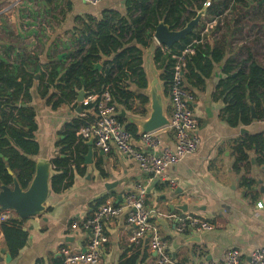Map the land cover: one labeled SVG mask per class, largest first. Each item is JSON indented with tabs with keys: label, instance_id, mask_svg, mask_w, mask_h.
I'll return each instance as SVG.
<instances>
[{
	"label": "crops",
	"instance_id": "0c3cea01",
	"mask_svg": "<svg viewBox=\"0 0 264 264\" xmlns=\"http://www.w3.org/2000/svg\"><path fill=\"white\" fill-rule=\"evenodd\" d=\"M127 1L102 0L97 7H92L82 0H0V6L9 4L0 8V62L15 70L19 81L26 79L32 85L30 106L36 115L38 129L34 137L39 144L36 162L48 161L51 176L55 172L52 160L61 156L63 148L58 144L66 139L65 127L73 119L82 117L83 103H78L77 98L75 103L79 106L66 103L55 110L49 98L57 91L51 87L44 94L48 80L45 78L41 81V74H48L53 62L62 61L72 54V32L77 17L90 15L98 19L105 11H117L125 16ZM260 11L262 15H259ZM246 12L243 8L236 14L231 13L220 44L215 45L217 41L208 43L210 46L222 44L227 48L223 62L215 64L211 79H206L203 87L189 85L195 97L192 110L202 139L199 153L170 167L162 179H150L132 159L116 152L104 154L95 146L92 148V164L86 165L90 139L80 140L87 146L81 166L83 173L75 172V183L68 190L59 194L50 192L45 212L24 219L22 229L28 233V240L16 258L11 256L10 262L3 254L4 250L9 253L10 250L2 231L3 222H0V264H55L58 259L63 260V248L84 252L87 234L81 228L74 227L90 217L100 200L106 198V201L119 204L127 192L138 186L148 189L146 200L152 212V221L160 226L173 258L185 264H225L226 252L237 248L241 252V264H249L252 252L264 247V155L252 147L247 150V160L240 161L236 147L245 142L248 136L264 133V120L258 119L255 114L254 122L245 125L236 117L238 113L235 109L227 111L236 105L235 94L229 92L232 83L222 88L224 95L217 91L220 81L227 78L224 69L228 62L235 68L248 59L250 52H254L255 58L264 65V0L263 6L253 11L255 21L250 11L245 15ZM201 25L200 22L196 29H200ZM250 33L255 34L254 40L243 45L244 37ZM66 46L71 49L66 51ZM159 46L155 41L145 57L148 84L154 76L161 78V71L153 63L154 51ZM33 61L40 67L39 72H36L37 65ZM236 75L237 68L233 78ZM160 85L164 90L163 82L160 81ZM149 90L148 86L145 91L148 98ZM165 105L170 118L171 100L166 95ZM148 106L145 107V115L138 111L142 108L139 103L136 107L140 109H136V112H125L127 124L135 125L147 120L150 113ZM78 109L81 111L78 112ZM231 118L236 119V125L229 123ZM155 135L163 147H174V133L168 128ZM140 138L138 131V138L134 139L137 148L142 147ZM4 161L8 175L13 180L17 179L8 160ZM245 180L254 182L252 189H246ZM171 181L176 183L175 188L171 187ZM258 204H262V208ZM186 217L209 221L215 229L200 234L187 232L180 235L176 232V223L178 219ZM106 234L108 241L102 248V264H120L125 256L131 258L135 254L144 256L145 253L148 259L142 264L152 261L153 254L148 249L147 241L140 244L131 242L132 228L127 225L125 214L106 223ZM191 239L196 241L186 242Z\"/></svg>",
	"mask_w": 264,
	"mask_h": 264
},
{
	"label": "trees",
	"instance_id": "16d2710c",
	"mask_svg": "<svg viewBox=\"0 0 264 264\" xmlns=\"http://www.w3.org/2000/svg\"><path fill=\"white\" fill-rule=\"evenodd\" d=\"M207 1L128 0L125 16L117 11H105L98 19L90 15L77 17L76 27L72 32V54L67 55L62 61L53 62L48 74H41V81L45 78L48 80V85L44 86V94L51 87L57 91L49 98V102L54 103L53 108L57 110L66 103H75L80 91H84L88 96H100L108 90L111 105L117 111L136 112V109L142 107L138 111L145 115V107L149 105V98L145 94L148 88L145 57L154 46L156 27L164 22L171 31L184 29L205 9ZM7 5L9 4H3L0 8L3 9ZM259 6H263V0H211L210 8L205 9L204 18L210 21L230 11L224 18L226 27L230 14H236V11L245 8L247 11L245 15L250 11L251 18L255 21L256 15L253 11ZM262 13L260 11L259 15ZM198 30L195 29L170 51L165 46H159L154 51V63L161 71L166 96H169L173 67L176 64L174 56L193 40H200ZM223 33L215 45L220 44L224 37ZM214 46L208 43L198 44L194 47L195 54L188 57L184 87L191 94L193 93L189 85L205 86L206 79H211L215 64H220L225 59L226 46L222 44ZM70 49V46H66V51ZM255 56L254 52H250L248 59L235 68L228 62L224 69L227 78L220 81L217 87L220 95H224L225 90L222 88L225 84L232 83L229 92L235 94L236 105L227 111L232 112L235 109L238 113L236 117L245 125L254 122L251 108L258 119L264 120V65ZM33 63L37 65L36 61ZM97 64L102 66L100 71L95 70ZM236 68L237 75L233 78ZM39 71L40 67L37 65L36 72ZM16 74L17 72L14 69L10 70L5 62H0V155H3V158H0V185L13 186V178L8 175L4 161L7 159L20 187L27 190L35 175L36 157L39 154V144L34 137L38 127L35 112L30 106L32 85L26 79L19 81ZM137 103L140 108L136 107ZM98 105L97 100L88 106H81L86 116L73 119L66 125V139L58 144L63 146L61 156L52 160L55 167L50 179L52 194H59L71 188L75 183V172L83 173L81 166L84 164L87 146L78 139L77 133L94 123ZM77 106L79 105L75 103L74 107ZM119 120L126 124L134 139L138 138L136 125H127L125 119ZM229 123L236 125V119H229ZM252 147L264 155V133L248 136L245 142L236 147L240 161L247 160V150ZM253 186V181L245 180L246 189H252ZM105 202L106 198L100 200L98 206ZM15 217L16 219L12 218L2 224L12 258L20 254L28 240V233L22 229L25 221L18 219L16 214ZM147 259L146 253L144 256L135 254L131 258L123 257L120 264H142ZM55 264H63V260L58 259Z\"/></svg>",
	"mask_w": 264,
	"mask_h": 264
},
{
	"label": "built area",
	"instance_id": "2783aa9c",
	"mask_svg": "<svg viewBox=\"0 0 264 264\" xmlns=\"http://www.w3.org/2000/svg\"><path fill=\"white\" fill-rule=\"evenodd\" d=\"M82 1L92 7H97L102 2V0ZM210 6L211 1L208 0L205 9ZM229 12L216 16L210 21L204 18L198 30L200 40H193L177 56H174L176 64L173 67V78L169 86L172 114L168 127L174 133L173 148L163 147L155 133L141 135L142 147H135L132 133L127 129L126 124L118 119L121 112L111 105V95L108 90L100 96L85 98L83 106L99 101L98 113L94 123L80 129L77 133L78 139L89 140L93 137L97 150L104 154L116 152L132 159L138 165L139 170L150 179H162L170 167L177 166L197 155L202 139L198 134L197 120L192 110L195 97L184 87V73L188 57L195 54L196 45L220 39L225 30L224 18ZM254 38V33L248 34L242 41L243 45H248ZM85 116L83 114L82 118ZM171 187H176L174 181H171ZM147 195V187L138 186L135 190L127 192L119 204L108 200L97 206L88 219L74 227V229L81 228L87 234L85 251L73 252L68 248H63L61 250L63 264H102V248L108 241L106 223L122 214L126 215V223L132 228L131 242L140 244L142 241H147L148 249L153 254L149 264H185L172 257L160 226L152 221V212L146 200ZM257 206L262 208V204ZM14 215L12 211L3 212L0 214V222H7L14 218ZM214 229L211 222L198 217L180 218L176 223V232L180 235L187 232L200 234L211 232ZM224 263L241 264L240 250L229 249L224 256ZM249 264H264V247L252 252Z\"/></svg>",
	"mask_w": 264,
	"mask_h": 264
},
{
	"label": "water",
	"instance_id": "95a60500",
	"mask_svg": "<svg viewBox=\"0 0 264 264\" xmlns=\"http://www.w3.org/2000/svg\"><path fill=\"white\" fill-rule=\"evenodd\" d=\"M206 10L204 9L199 15L192 20L187 26L179 31H171L170 27L164 22H161L155 30L154 39L160 46H165L169 51L172 48L185 40L190 36L196 28L200 25L201 20L205 17ZM154 60V59H153ZM154 63V62H153ZM156 68V65L154 63ZM153 66V73H154ZM102 66L97 64L95 70H101ZM161 78L153 77L149 86V117L147 120H142L135 125L139 129L141 135L153 134L161 130L167 129L170 124V119L166 114L165 105V93L160 85ZM162 82V81H161ZM148 89V88H147ZM86 98L84 91H81L78 95V103H83ZM252 109V118L256 119L255 111ZM81 110L78 109V112ZM126 113L122 111L119 115V119H125ZM131 125V124H127ZM90 151L85 157L86 165L92 164L94 138L92 137L88 141ZM50 163L46 160H39L36 162V171L32 182L27 190H23L17 179L13 180V186L0 185V211L7 212L13 211L20 219H29L36 217L45 212V204L50 196V179L51 168ZM108 187V186H107ZM121 199V198H120ZM200 241L199 238H195ZM191 239L186 241L187 243L195 242ZM3 254L7 257V262L11 261V255L8 250H4Z\"/></svg>",
	"mask_w": 264,
	"mask_h": 264
},
{
	"label": "rangeland",
	"instance_id": "374dc122",
	"mask_svg": "<svg viewBox=\"0 0 264 264\" xmlns=\"http://www.w3.org/2000/svg\"><path fill=\"white\" fill-rule=\"evenodd\" d=\"M203 21V20H202ZM202 23V22H201Z\"/></svg>",
	"mask_w": 264,
	"mask_h": 264
}]
</instances>
